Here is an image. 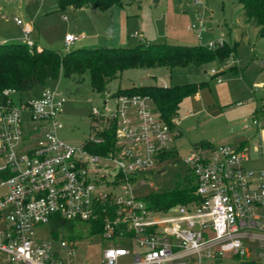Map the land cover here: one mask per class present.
<instances>
[{
  "label": "built area",
  "instance_id": "obj_1",
  "mask_svg": "<svg viewBox=\"0 0 264 264\" xmlns=\"http://www.w3.org/2000/svg\"><path fill=\"white\" fill-rule=\"evenodd\" d=\"M30 30L24 28L32 47ZM83 38L68 33L65 43ZM15 92L25 93L0 91V264H88L78 252L83 235L108 242L100 264H202L247 255L245 232L264 231V170L247 167L245 150L231 144L193 150L182 160L197 199L156 209L137 192L158 162L171 158L162 156L175 136L150 96H111L114 106L106 99L103 111L92 110L95 135L74 145L58 134L66 101L58 86L19 101ZM112 126L114 148L90 151L86 145L101 143L99 132ZM61 220L73 227L52 226ZM41 226L52 235L37 236Z\"/></svg>",
  "mask_w": 264,
  "mask_h": 264
},
{
  "label": "rangeland",
  "instance_id": "obj_2",
  "mask_svg": "<svg viewBox=\"0 0 264 264\" xmlns=\"http://www.w3.org/2000/svg\"><path fill=\"white\" fill-rule=\"evenodd\" d=\"M123 3L100 11L92 7L60 9L56 0H0V40L25 42L24 28L30 27V40L35 45L60 53L87 42L83 38L71 46L65 43L69 32L80 34L82 30L87 35L98 36L94 38V43L85 45L90 47H132L141 42L183 46L210 45L220 41L232 45L238 43L235 54L224 64L210 62L199 66L126 69L109 82V91L105 94L93 89L88 73L81 80L77 76L66 77L61 73L53 82L66 95L59 114L63 127L58 134L71 144L83 145L96 133L94 126L98 117L93 114V108L103 111L106 99L110 106H114L110 95L119 88L209 80L206 86L183 99L174 118L175 136L169 143V151L178 155L158 162L147 184L137 191L143 195L162 194L177 186L191 184L189 171L182 160L194 150V142L208 139L215 146L231 143L233 137L253 126L255 116L260 121L264 120V108L256 111L248 103L255 97L263 101L264 106V39L258 37V26L247 19L239 0H124ZM17 19H21L22 23H18ZM232 65L239 67V73L228 71L221 74V81L228 83L234 95V102L225 104L217 97L215 85L219 80L217 77L210 79L211 70ZM31 94L15 92L12 96L19 101ZM64 234L68 236L69 233ZM51 235L48 226L37 230V236ZM80 241L78 252L83 262L100 264L102 249L108 242H91L88 235H83ZM263 255V246L252 253L254 258ZM239 262L238 258L228 255L204 258L202 264Z\"/></svg>",
  "mask_w": 264,
  "mask_h": 264
},
{
  "label": "trees",
  "instance_id": "obj_3",
  "mask_svg": "<svg viewBox=\"0 0 264 264\" xmlns=\"http://www.w3.org/2000/svg\"><path fill=\"white\" fill-rule=\"evenodd\" d=\"M60 9L73 7H92L100 11H107L115 4H124V0H56ZM243 12L248 20L258 26V37L264 39V0H239ZM237 44L226 41L215 42L213 46L199 44L183 46L168 43L141 42L132 47L125 46H80L69 49L65 53L57 50L33 45L25 41L7 42L0 40V91L5 88H15L21 92H33L55 82L62 73L66 77L81 80L88 73L94 90L105 94L109 91L108 84L122 71L129 68L174 67L187 65H202L210 62L224 64L235 54ZM239 73V67H223L211 74L210 79L227 72ZM209 80L162 85L160 83L148 85H133L119 88L110 96L121 94L148 95L152 98L161 116L175 128L174 118L180 104L188 95L196 93L206 86ZM115 126L104 128L99 134L103 137L101 143L90 142L86 146L92 152L105 153L114 148ZM215 145L208 139L193 143L194 150L212 149ZM178 155L177 152H167L162 158ZM189 185L177 186L169 191L157 194L151 193L147 201L151 207L166 209L174 204H185L197 199L195 196V181L189 172ZM65 225L70 229L71 222L61 220L52 224L54 228ZM240 260L239 264H264L263 258H253L247 255L234 256Z\"/></svg>",
  "mask_w": 264,
  "mask_h": 264
},
{
  "label": "crops",
  "instance_id": "obj_4",
  "mask_svg": "<svg viewBox=\"0 0 264 264\" xmlns=\"http://www.w3.org/2000/svg\"><path fill=\"white\" fill-rule=\"evenodd\" d=\"M80 33L85 34V38L87 40V42H84L81 46L94 43V38L98 37L96 34L87 35L85 30H82ZM216 70L218 71V69ZM216 77L218 80L220 78L219 82L215 85L218 99L225 104L234 102V95L231 93L228 83L221 81V74ZM160 84L168 85L167 83ZM237 102H239V100ZM248 103L252 106V108H255L256 111L259 109L263 110L264 108L263 101L255 97H253L252 100H248ZM255 119L257 120V123L254 122ZM226 144H231L245 150L247 154L245 164L247 167L256 171L264 170V120L260 121L257 116H255L253 119V126L248 129V131L238 134V136L233 137V142ZM259 212L264 218V210L260 209ZM243 243L247 249V256L253 257V251H255L257 247L263 246L264 231L255 229L247 230L243 237ZM263 257L264 255L260 256V258Z\"/></svg>",
  "mask_w": 264,
  "mask_h": 264
}]
</instances>
